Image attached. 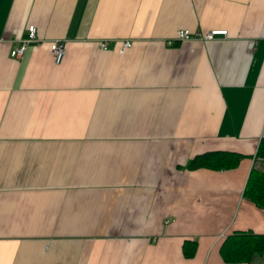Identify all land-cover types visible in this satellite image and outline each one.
Masks as SVG:
<instances>
[{
	"label": "crops",
	"instance_id": "obj_1",
	"mask_svg": "<svg viewBox=\"0 0 264 264\" xmlns=\"http://www.w3.org/2000/svg\"><path fill=\"white\" fill-rule=\"evenodd\" d=\"M261 137L264 0H0V264H264L225 245Z\"/></svg>",
	"mask_w": 264,
	"mask_h": 264
},
{
	"label": "trees",
	"instance_id": "obj_2",
	"mask_svg": "<svg viewBox=\"0 0 264 264\" xmlns=\"http://www.w3.org/2000/svg\"><path fill=\"white\" fill-rule=\"evenodd\" d=\"M256 155L264 157V137H261ZM241 153L226 150H209L196 154L187 162L186 166L195 168L199 166L211 168H228L237 165ZM243 194L264 208V168L252 167L249 171ZM225 242L227 253L232 259H248L251 254L264 251V233L239 231L229 235Z\"/></svg>",
	"mask_w": 264,
	"mask_h": 264
},
{
	"label": "built area",
	"instance_id": "obj_3",
	"mask_svg": "<svg viewBox=\"0 0 264 264\" xmlns=\"http://www.w3.org/2000/svg\"><path fill=\"white\" fill-rule=\"evenodd\" d=\"M216 33H226V29H212L210 31H207L204 36L205 37H211L212 35ZM190 37V32L188 29H180L177 32L176 38L183 40V39H188ZM37 40V35H36V26L34 24H29L27 26L25 34L20 38V43L18 46L13 48L10 51V54L13 56H20L24 50L26 49V46L29 42ZM168 44L173 43L172 39H168L167 41ZM131 45V42L129 40L123 41L122 42V47H128ZM100 46L102 48H107V42L106 40H103L100 42ZM50 51L52 53L53 59L56 63L61 62V60L64 58L65 53H66V48H65V43L61 39H53L50 41ZM262 161L264 162V157H261Z\"/></svg>",
	"mask_w": 264,
	"mask_h": 264
}]
</instances>
